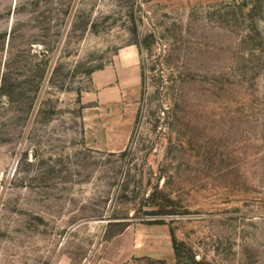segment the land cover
<instances>
[{"label":"rangeland","instance_id":"374dc122","mask_svg":"<svg viewBox=\"0 0 264 264\" xmlns=\"http://www.w3.org/2000/svg\"><path fill=\"white\" fill-rule=\"evenodd\" d=\"M0 264H264V0H0Z\"/></svg>","mask_w":264,"mask_h":264},{"label":"crops","instance_id":"0c3cea01","mask_svg":"<svg viewBox=\"0 0 264 264\" xmlns=\"http://www.w3.org/2000/svg\"><path fill=\"white\" fill-rule=\"evenodd\" d=\"M90 100L100 105L118 102L125 91L141 84V66L138 50L126 46L117 51L110 64L90 74Z\"/></svg>","mask_w":264,"mask_h":264}]
</instances>
